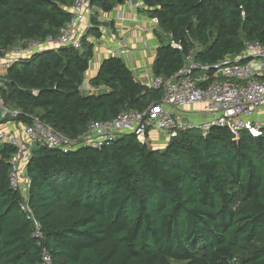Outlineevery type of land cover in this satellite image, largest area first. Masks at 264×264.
Segmentation results:
<instances>
[{
	"label": "trees",
	"instance_id": "obj_1",
	"mask_svg": "<svg viewBox=\"0 0 264 264\" xmlns=\"http://www.w3.org/2000/svg\"><path fill=\"white\" fill-rule=\"evenodd\" d=\"M143 1L159 21L156 77L175 75L191 53L215 64L248 41L264 44V0ZM124 2L93 7L110 13ZM73 3L0 0V59L19 44L56 37ZM99 27L94 18L81 49H46L10 66L0 95L21 112L17 121L37 118L77 139L93 121L161 99L118 57L89 81L102 92L84 93ZM15 154L0 144V264H45V254L51 264H264V134L216 126L183 131L160 149L135 135L69 152L39 145L27 166V197L10 183Z\"/></svg>",
	"mask_w": 264,
	"mask_h": 264
},
{
	"label": "built area",
	"instance_id": "obj_2",
	"mask_svg": "<svg viewBox=\"0 0 264 264\" xmlns=\"http://www.w3.org/2000/svg\"><path fill=\"white\" fill-rule=\"evenodd\" d=\"M132 14L145 9L143 0H125ZM71 20L60 29L56 37L48 36L11 48L0 59V76L18 60L31 57L46 49L61 47L81 49L83 39L93 27V0H74L69 9ZM152 22L159 26L158 19ZM172 45L182 50L181 46ZM185 66L170 78L156 77L151 89L162 92L161 99L143 111L128 110L108 121H93L84 135L71 139L52 126L34 118L30 124L17 121L20 111L10 110L0 95V144L16 148L10 161V183L14 189L24 188L27 166L36 146L61 149L64 152L82 146L99 147L125 135H135L142 144L153 149L167 146L183 131L198 129L207 134L216 126L232 132L248 131L259 137L264 134V44L246 42L244 49L215 64H201L194 53L186 57ZM87 92V85L82 87ZM198 117V118H197ZM159 135L158 145L153 134ZM29 186V183H28ZM27 210V207H24ZM36 237L41 229L36 223ZM45 264H51L45 254Z\"/></svg>",
	"mask_w": 264,
	"mask_h": 264
},
{
	"label": "crops",
	"instance_id": "obj_3",
	"mask_svg": "<svg viewBox=\"0 0 264 264\" xmlns=\"http://www.w3.org/2000/svg\"><path fill=\"white\" fill-rule=\"evenodd\" d=\"M94 9L96 11L94 18L100 22L102 37L94 39V58L85 74L88 90L84 93L102 92L101 89L92 88L89 81L97 75L103 61L110 57L121 58L132 70L135 80L150 88L156 78L154 63L160 46V39L156 34L159 27L143 11L132 14L124 3L110 13L93 7ZM152 140L153 144L158 145L159 135L154 133ZM24 183L27 191L29 183L27 178Z\"/></svg>",
	"mask_w": 264,
	"mask_h": 264
},
{
	"label": "rangeland",
	"instance_id": "obj_4",
	"mask_svg": "<svg viewBox=\"0 0 264 264\" xmlns=\"http://www.w3.org/2000/svg\"><path fill=\"white\" fill-rule=\"evenodd\" d=\"M93 12L96 13L95 9L93 10ZM18 46H19V45H18ZM259 119H260V121H262V122L264 123V115L261 116Z\"/></svg>",
	"mask_w": 264,
	"mask_h": 264
}]
</instances>
